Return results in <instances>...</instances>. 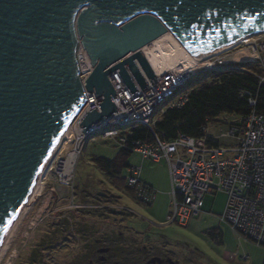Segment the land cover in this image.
<instances>
[{
	"label": "water",
	"instance_id": "water-1",
	"mask_svg": "<svg viewBox=\"0 0 264 264\" xmlns=\"http://www.w3.org/2000/svg\"><path fill=\"white\" fill-rule=\"evenodd\" d=\"M262 32L264 0H0V248L69 124L86 135L118 111L114 73L135 94L168 34L199 59Z\"/></svg>",
	"mask_w": 264,
	"mask_h": 264
},
{
	"label": "rangeland",
	"instance_id": "rangeland-1",
	"mask_svg": "<svg viewBox=\"0 0 264 264\" xmlns=\"http://www.w3.org/2000/svg\"><path fill=\"white\" fill-rule=\"evenodd\" d=\"M252 39L254 44L245 46L241 43L221 54L219 60L226 62L227 67L254 65L264 69V34H255ZM252 49L257 52L253 61L234 63L236 56L246 51L252 52ZM201 76V73L198 74L190 82ZM184 95L182 92L165 107L178 103ZM220 119L229 124L237 121L235 116L230 115H223ZM220 124L209 125L208 136L218 137L223 129ZM129 129L118 128V132L123 135ZM72 135L78 138L76 123ZM67 142L69 140H65ZM74 145L78 154L69 182L61 179V168L67 157L62 161L57 156L43 181L41 192L14 228L0 264H28L32 250L43 238L49 237L59 227L62 228L63 220H69L70 225L74 224V219L84 220L85 212L88 211L102 214L97 220L89 219L100 233L123 232L130 239L136 234L149 250L161 248L169 258H174V263H169V258H166L169 264H248L245 261L248 250L244 246L237 242L239 250H230L232 243L222 244L219 239V234L227 229L220 221L227 204L225 193L206 196L202 213L192 217L186 226L169 224L168 217L173 213L174 206L166 159L154 161L136 150L128 153L118 139H104L100 134L95 136L94 141L85 142L82 147L78 146L77 140ZM96 158L114 161L122 177H126L127 166L138 168L141 181L155 191L153 204L145 206L136 201L133 195L119 191L95 166ZM123 214L129 216L125 218ZM53 238L59 239L57 248L45 253V259L51 264H69L81 252L80 237L72 230L60 231V235ZM248 244L254 245L250 242Z\"/></svg>",
	"mask_w": 264,
	"mask_h": 264
},
{
	"label": "built area",
	"instance_id": "built-area-1",
	"mask_svg": "<svg viewBox=\"0 0 264 264\" xmlns=\"http://www.w3.org/2000/svg\"><path fill=\"white\" fill-rule=\"evenodd\" d=\"M219 56L210 58L206 68L196 73L174 69L156 74V83L148 81L147 89H138L135 94L125 88L119 73H114L111 81L117 96L113 101L118 111L109 120L94 126L88 134L77 135L78 146L94 141L100 134L104 139H118L125 148L127 139L119 134L118 128L142 126L148 129L153 134V141L134 142L133 148L154 161L164 158L168 162L174 206L168 223L186 226L192 217L202 213L206 196L222 192L227 195V204L221 223L228 225L240 238L264 248V115L256 111V100L250 96L251 112L236 125H223L215 138L208 136V126L203 128L201 139L178 133L171 142L162 140L155 131L159 114L166 111L165 105L190 79L228 66L219 60ZM79 58L83 77L87 78L93 70L90 60L84 51L80 52ZM83 60L88 64L87 70ZM261 81L264 82V77ZM187 101L185 94L171 106H182ZM97 106L98 101L93 98L87 110ZM75 123L80 129L79 122ZM211 139L218 146H210ZM126 182L134 189L138 202L145 206L153 204L155 191L141 181L138 168L126 169Z\"/></svg>",
	"mask_w": 264,
	"mask_h": 264
},
{
	"label": "trees",
	"instance_id": "trees-1",
	"mask_svg": "<svg viewBox=\"0 0 264 264\" xmlns=\"http://www.w3.org/2000/svg\"><path fill=\"white\" fill-rule=\"evenodd\" d=\"M201 75L203 76L191 82L189 80L171 99L176 100L183 92L188 96V101L184 105L166 106L165 113L159 114L155 131L162 140L174 141L178 133L201 139L204 137L203 128L211 124L236 125L252 110L248 102L250 96L257 102L256 111L264 115V82L261 81L264 69L254 65H241L222 67ZM223 115L235 116L237 121L229 124L226 120L220 119ZM123 136L126 137L128 144L123 149L128 153L134 151V142H151L154 139L153 134L142 126L130 128ZM209 145L218 146V143L211 139ZM94 162L95 166L110 179L112 185L135 198L134 189L127 185L126 177L120 175L118 165L114 161L96 158ZM123 215L125 218L129 216ZM101 217L102 214L88 211L85 212L84 220L74 219V224L70 225L69 220H63L62 228L59 227L53 234L48 235L49 237L43 238L32 250L28 264H51L45 259V253L57 248L59 239H54L53 236L60 235V231L69 230L80 237L82 242L81 252L69 264L168 263L166 258H169V255L165 254V250L161 248L149 250L139 241L136 234L130 239L124 236L123 232L100 233L89 219L97 220ZM219 239L222 241L221 233ZM173 259L169 258V263H174Z\"/></svg>",
	"mask_w": 264,
	"mask_h": 264
},
{
	"label": "bare ground",
	"instance_id": "bare-ground-1",
	"mask_svg": "<svg viewBox=\"0 0 264 264\" xmlns=\"http://www.w3.org/2000/svg\"><path fill=\"white\" fill-rule=\"evenodd\" d=\"M264 34V32L260 33ZM254 35L246 36L237 42L207 56L204 58L195 59L193 58L186 50L185 48L177 41V39L172 35L168 34L155 43H153L152 46H155L154 49L151 47H148L144 49V53L147 55L148 60L156 72L157 75H160L162 73L168 72L170 70L179 69L187 73H196L197 71L202 70L203 68H206L208 65V60L213 57H217L218 55H221L228 50L234 48L235 46L243 43L245 46H249L251 44H254V40L252 39ZM252 52H243L240 55L236 56L234 58V63L237 64H245L246 62L253 61L257 55V52L255 49H252ZM83 66L85 70L88 68V64L86 61L83 60ZM74 123H70L69 126L66 128L64 133L62 134L61 138L59 139L57 145L55 146V149L53 150L50 159L48 160L44 170L43 174L41 176V179L39 180L37 186L35 187L33 193L31 194L30 198L26 202V204L23 206L20 214L18 215L15 223L13 224L9 234L7 235L4 243L2 244L0 248V259L7 247V244L9 242V238L16 227V225L19 223L21 218L24 216L25 213L31 208L33 202L41 192L43 188V181L51 169L54 160L58 156L62 161L64 158L67 157V161L63 163L61 172H62V180L65 182H69V178L71 177L73 170H74V164L77 158V150L75 147V141H78V138L74 137L72 135V129H73ZM76 134L78 136H81L80 129L76 128ZM65 140H69V142L65 143ZM68 184V183H67Z\"/></svg>",
	"mask_w": 264,
	"mask_h": 264
},
{
	"label": "crops",
	"instance_id": "crops-1",
	"mask_svg": "<svg viewBox=\"0 0 264 264\" xmlns=\"http://www.w3.org/2000/svg\"><path fill=\"white\" fill-rule=\"evenodd\" d=\"M226 227L227 229H225L224 233L221 232L222 244L231 242L232 246L230 247V250L238 251L239 246L237 245V242H239L242 247L244 246V248L248 250L245 256V261L248 264H264V248L258 247L256 245L251 246L250 244H248V241L240 238L228 225H226ZM243 240L246 242H244Z\"/></svg>",
	"mask_w": 264,
	"mask_h": 264
},
{
	"label": "snow or ice",
	"instance_id": "snow-or-ice-1",
	"mask_svg": "<svg viewBox=\"0 0 264 264\" xmlns=\"http://www.w3.org/2000/svg\"><path fill=\"white\" fill-rule=\"evenodd\" d=\"M11 223V221H9V224Z\"/></svg>",
	"mask_w": 264,
	"mask_h": 264
}]
</instances>
